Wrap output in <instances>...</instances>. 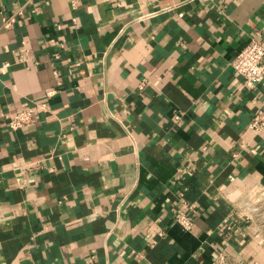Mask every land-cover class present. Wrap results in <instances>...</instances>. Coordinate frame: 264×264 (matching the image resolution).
I'll return each instance as SVG.
<instances>
[{
  "label": "crops",
  "instance_id": "crops-1",
  "mask_svg": "<svg viewBox=\"0 0 264 264\" xmlns=\"http://www.w3.org/2000/svg\"><path fill=\"white\" fill-rule=\"evenodd\" d=\"M258 34L264 0H0V264H264Z\"/></svg>",
  "mask_w": 264,
  "mask_h": 264
},
{
  "label": "built area",
  "instance_id": "built-area-1",
  "mask_svg": "<svg viewBox=\"0 0 264 264\" xmlns=\"http://www.w3.org/2000/svg\"><path fill=\"white\" fill-rule=\"evenodd\" d=\"M21 14L22 12L18 11V15ZM14 22L15 16L6 17L3 19V26L6 29H10ZM231 65L235 73L243 79L244 86L248 89H253L258 83L264 81V39L261 34L251 38L248 44L234 58ZM53 93V91L49 92L48 95L50 96ZM40 109L47 110V105H41ZM36 113L37 108H26L17 112L9 119V127L17 131L35 125L37 122ZM250 128L256 133H261L264 130V102L256 111ZM179 198L183 208L173 216V220L184 230L192 231L195 220L189 214L191 207L184 193H181ZM258 210L259 207L257 206L254 211ZM214 264H253V262L230 258L229 255L223 254L214 261Z\"/></svg>",
  "mask_w": 264,
  "mask_h": 264
},
{
  "label": "rangeland",
  "instance_id": "rangeland-1",
  "mask_svg": "<svg viewBox=\"0 0 264 264\" xmlns=\"http://www.w3.org/2000/svg\"><path fill=\"white\" fill-rule=\"evenodd\" d=\"M258 207H259V210L254 211V214L256 217L257 224L262 229V233L264 236V196H263V199L258 204ZM263 241H264V238H263Z\"/></svg>",
  "mask_w": 264,
  "mask_h": 264
}]
</instances>
